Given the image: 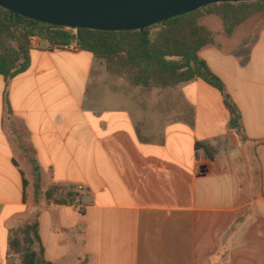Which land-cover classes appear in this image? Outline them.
Returning <instances> with one entry per match:
<instances>
[{"label":"crops","instance_id":"crops-1","mask_svg":"<svg viewBox=\"0 0 264 264\" xmlns=\"http://www.w3.org/2000/svg\"><path fill=\"white\" fill-rule=\"evenodd\" d=\"M211 32L200 57L225 85L242 134L223 94L201 79L129 93L92 53L30 39L29 70L9 84L0 77V264H16L10 232L37 211L5 93L42 190L77 194L38 209L47 262L264 264V14L232 36Z\"/></svg>","mask_w":264,"mask_h":264},{"label":"trees","instance_id":"trees-1","mask_svg":"<svg viewBox=\"0 0 264 264\" xmlns=\"http://www.w3.org/2000/svg\"><path fill=\"white\" fill-rule=\"evenodd\" d=\"M264 14V0L245 3H224L207 6L193 13L167 20L143 31L105 32L70 30L32 22L10 20L9 13L0 8V77L7 84L27 72L31 66L30 39L41 37L53 45L76 44L77 49L92 53L107 72L126 79L135 87L147 90L175 89L180 85L201 79L218 89L231 115V130L242 134L241 115L232 102L222 80L215 75L200 52L214 43L213 34L202 24L206 15H215L223 22L225 33L234 31L255 15ZM76 36L77 40L72 38ZM5 106L11 129L19 148L33 166L34 206L36 219L12 229L9 236L8 256L16 264H52L45 259V250L39 233L40 206L46 202L74 204L77 194L65 192L55 185L47 192L41 187L40 166L35 150L16 132L13 112L5 93ZM243 139H246L242 135ZM25 188L29 185L24 177Z\"/></svg>","mask_w":264,"mask_h":264},{"label":"water","instance_id":"water-1","mask_svg":"<svg viewBox=\"0 0 264 264\" xmlns=\"http://www.w3.org/2000/svg\"><path fill=\"white\" fill-rule=\"evenodd\" d=\"M261 0H0L10 20L70 30L143 31L207 6ZM73 41L77 37L72 38Z\"/></svg>","mask_w":264,"mask_h":264},{"label":"rangeland","instance_id":"rangeland-1","mask_svg":"<svg viewBox=\"0 0 264 264\" xmlns=\"http://www.w3.org/2000/svg\"><path fill=\"white\" fill-rule=\"evenodd\" d=\"M259 15V14H258ZM260 17H261V14H260ZM260 17H257V18H260ZM251 22V21H250ZM202 24L204 25V27L206 29H208L209 31L211 30H214V31H219L223 28V25H222V21L219 17L215 16V15H206L203 19H202ZM113 79L114 78H119L117 77L116 75H112ZM124 80V79H123ZM128 86H129V93L135 91V92H139L142 87H135L133 85H130V83H128ZM167 90V89H166ZM119 94V93H118ZM135 94V93H134ZM13 125L15 126V122L13 120ZM9 126L11 128V123L9 122ZM15 129H16V132L22 137L20 131L18 130V128L15 126ZM12 130V129H11ZM13 133V131H12ZM14 137H15V134L13 133ZM23 138V137H22ZM16 140V139H15ZM24 140V139H23ZM25 141V140H24ZM26 142V141H25ZM27 143V142H26ZM28 144V143H27ZM18 145V144H17Z\"/></svg>","mask_w":264,"mask_h":264},{"label":"built area","instance_id":"built-area-1","mask_svg":"<svg viewBox=\"0 0 264 264\" xmlns=\"http://www.w3.org/2000/svg\"><path fill=\"white\" fill-rule=\"evenodd\" d=\"M64 48L66 50H76L77 49L76 45H74V47H71V45H67V46H64Z\"/></svg>","mask_w":264,"mask_h":264}]
</instances>
